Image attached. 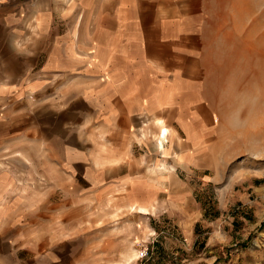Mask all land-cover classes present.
<instances>
[{
	"label": "rangeland",
	"instance_id": "obj_1",
	"mask_svg": "<svg viewBox=\"0 0 264 264\" xmlns=\"http://www.w3.org/2000/svg\"><path fill=\"white\" fill-rule=\"evenodd\" d=\"M12 3L0 0V76L18 80L16 58L1 56L19 31L4 19ZM203 6L205 135H182L177 145L168 137L156 163L171 150V164H124L109 192L90 193L78 180L74 195L66 185L46 193L33 162L12 151L18 143L1 146L0 264H264V0ZM4 90L0 129L25 125V109ZM149 132L136 137L141 153L159 145Z\"/></svg>",
	"mask_w": 264,
	"mask_h": 264
},
{
	"label": "crops",
	"instance_id": "obj_2",
	"mask_svg": "<svg viewBox=\"0 0 264 264\" xmlns=\"http://www.w3.org/2000/svg\"><path fill=\"white\" fill-rule=\"evenodd\" d=\"M11 1L4 19L19 31L1 56L16 58L21 76L4 71L0 90L26 115L25 125L0 129V152L18 143L12 151L33 162L46 193L66 185L74 195L78 180L90 193L109 192L124 164H171V150L156 163L168 137L177 145L182 135H205L203 0ZM152 130L160 146L147 142L141 153L136 137Z\"/></svg>",
	"mask_w": 264,
	"mask_h": 264
},
{
	"label": "bare ground",
	"instance_id": "obj_3",
	"mask_svg": "<svg viewBox=\"0 0 264 264\" xmlns=\"http://www.w3.org/2000/svg\"><path fill=\"white\" fill-rule=\"evenodd\" d=\"M159 123H160V131L158 133V137H159V139H161V138H164V134H166L168 132V128L163 125V122L160 121ZM142 210H144V209H142Z\"/></svg>",
	"mask_w": 264,
	"mask_h": 264
},
{
	"label": "built area",
	"instance_id": "obj_4",
	"mask_svg": "<svg viewBox=\"0 0 264 264\" xmlns=\"http://www.w3.org/2000/svg\"><path fill=\"white\" fill-rule=\"evenodd\" d=\"M148 252L146 251L145 253L142 252V256H147Z\"/></svg>",
	"mask_w": 264,
	"mask_h": 264
}]
</instances>
